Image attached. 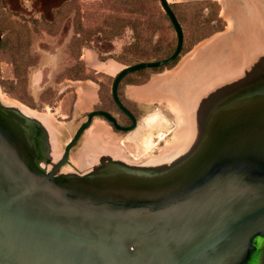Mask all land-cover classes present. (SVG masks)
Segmentation results:
<instances>
[{"label": "water", "instance_id": "1", "mask_svg": "<svg viewBox=\"0 0 264 264\" xmlns=\"http://www.w3.org/2000/svg\"><path fill=\"white\" fill-rule=\"evenodd\" d=\"M159 3L176 47L116 75L112 97L125 112L119 83L171 64L182 51V27L168 1ZM238 99L204 118L203 145L160 180L57 175L93 117L114 122L103 111L88 115L45 173L25 114L14 117V108L0 104V264H264V94Z\"/></svg>", "mask_w": 264, "mask_h": 264}, {"label": "rangeland", "instance_id": "2", "mask_svg": "<svg viewBox=\"0 0 264 264\" xmlns=\"http://www.w3.org/2000/svg\"><path fill=\"white\" fill-rule=\"evenodd\" d=\"M167 1L183 30L182 51L171 64L140 70L122 81V98L125 92L132 100L142 98L148 108L142 112L139 137L134 139V134L115 137L112 155L109 160L104 158L106 164L112 162L113 169H138L160 158L169 149L179 125L192 124L201 116L216 118L222 113L215 112L223 102L222 94L228 92L229 97L241 92V85L255 76L250 73L251 69L241 70L233 74L234 79L226 81L220 80L219 73L212 76L206 72L199 80L195 72L207 69L204 59L209 58L211 47H216L215 55L220 63L229 57L242 56L241 49L227 47L224 42L241 35V19L264 23V0ZM175 47V30L159 0H32L27 3L0 0V96L4 99L1 105L33 112L39 121L37 128L53 118L60 134V146L64 147L76 122L89 108L86 99L92 93L90 82H95L94 88H100L103 103L109 102L114 76L100 74L102 64L114 63L120 72L140 62L164 59ZM191 66L192 71L186 74L184 70ZM245 72L249 73L243 78ZM181 88H187L189 93L199 89L197 103L180 102ZM75 90L79 101L74 108V121L69 123L66 117L73 109ZM188 98L192 99L193 95ZM178 104L186 109L177 108ZM154 113H162L168 124L160 128L146 127L144 118ZM99 125L105 129L102 123L95 122L86 135L88 139L98 138L99 131L104 130H96ZM200 125L207 124L200 122ZM202 145H197L196 152ZM81 147L82 143L78 145ZM52 158L46 156L41 161L44 171ZM91 158L84 160L86 167ZM82 171L77 170L87 173L85 169ZM124 177L114 173L98 178Z\"/></svg>", "mask_w": 264, "mask_h": 264}, {"label": "flooded vegetation", "instance_id": "3", "mask_svg": "<svg viewBox=\"0 0 264 264\" xmlns=\"http://www.w3.org/2000/svg\"><path fill=\"white\" fill-rule=\"evenodd\" d=\"M102 75L109 76L108 74L99 72ZM119 73V72H118ZM117 73V74H118ZM116 74V75H117ZM114 75V78L116 77ZM113 78V81H114ZM126 78V77H125ZM124 78V79H125ZM123 79V80H124ZM122 80V81H123ZM122 81L119 83L117 88V96L119 99V102L121 103V106L126 110L123 111L118 104L115 103L113 97H112V85L110 89V98L108 103H103V100L100 95V88H94V90L90 89L92 91L91 95L86 99L88 103H90L89 108L86 109V111L83 112V115L80 120L76 122V128L74 129V132L72 136L68 139V141L65 143L64 147L60 146V134L57 130L58 126L53 122L52 120H48L47 122H42L43 126L41 127V133L42 136H39L36 138V144L35 147H37L38 151V158H37V165L43 172H49L51 169L60 162L62 159L67 145L75 138L76 133L78 132L79 128L87 123L88 115L92 112L97 111H103L108 113L114 120L108 121L102 116H95L93 117L90 122L89 126L83 130L78 138L76 139L75 143L70 147L68 152V157L66 162L58 169L57 175H88L91 177L101 176L103 174L107 175L110 174L113 171L112 168V162L108 161V164H106L104 161V158H108L109 160L110 156L112 155L111 149L113 148L115 141V137H119L121 135H128V134H134V139L139 134V124L141 121L142 112H144L148 107L146 100L142 98L131 99L127 96L126 92L124 97L122 98L121 94V84ZM93 82V81H92ZM95 84V82H93ZM113 84V82H112ZM74 92V104L71 106L73 109L70 110V115H68L66 118L69 119L68 122L72 123L73 120V114L75 112L76 108V90ZM130 101V102H125ZM224 104H222L223 106ZM182 107L181 105H177V108ZM57 117H61L60 115H57L54 113ZM162 115V114H160ZM38 116H47V115H38ZM100 122L104 125L105 129L100 130L99 134L97 135V139L90 140L87 138V133L91 131V129L94 127L95 122ZM116 125H115V124ZM168 124V122H167ZM109 127V128H108ZM131 129V130H128ZM36 134V132H34ZM34 134V137H35ZM40 135V133H37ZM36 134V135H37ZM111 134V135H110ZM39 138V139H38ZM107 139V140H105ZM82 143V147L78 148V145ZM123 151V150H122ZM46 156H51L52 163H50L48 166H46L47 170L44 171V168L41 166V161L45 159ZM87 157H92L86 167V163L84 160H86ZM72 158L75 159V162H72ZM79 163L78 165H76ZM105 164V165H104ZM86 167V168H85ZM85 169L87 173H78L83 172L82 170Z\"/></svg>", "mask_w": 264, "mask_h": 264}, {"label": "crops", "instance_id": "4", "mask_svg": "<svg viewBox=\"0 0 264 264\" xmlns=\"http://www.w3.org/2000/svg\"><path fill=\"white\" fill-rule=\"evenodd\" d=\"M23 2H31L32 0H22ZM260 22V21H259ZM258 20L257 23H253V21H248L247 19H241L239 25L241 26V35L239 34L238 36L232 38L228 42L225 41V45L227 47L231 48H238L241 49L243 54L241 57L236 56L235 58L229 57L227 61L225 62H218L219 60L217 59L218 57L215 55L216 53V47H211L209 50V58L204 59L207 61L205 63L206 65L204 67H207L206 70H197L195 72V76L201 80L202 78L205 77L206 72L210 75H215L219 73L220 80L225 79V80H232L234 77H236L235 74L236 72H241V70L246 71L247 67L255 72H250V73H255L256 80H247V84L241 85L242 89L241 92L236 93V95H239L242 97V99L246 97H257L261 95L262 93L264 94V23L263 21L259 24ZM260 42V43H259ZM217 46V45H215ZM255 54V57L253 56V53ZM263 53V55H261ZM202 59H200L201 61ZM100 63V62H99ZM114 64V63H113ZM113 64H102L101 71L102 73L108 74L109 76H114L118 73V69L115 65ZM203 67V66H200ZM203 67V69H204ZM193 66L186 68L184 72L186 74L190 73L192 71ZM249 72H245V77L248 75ZM260 78V79H259ZM92 85L89 89L94 90V83L90 82ZM187 88H181L180 90L182 91L183 98L181 99L180 102L184 103L185 105H190V103H197V96L200 95V90L195 89L193 90L194 92L189 93V91H186ZM230 89V88H227ZM199 90V91H197ZM217 94V93H216ZM228 92H224L222 95L224 96V103H227L229 105H237L240 101V99L233 98L232 96L228 97ZM234 94V93H233ZM232 94V95H233ZM193 95V98L189 99V96ZM202 95V94H201ZM235 95V94H234ZM76 105H78L79 101V96H78V91H76ZM188 96L187 98H185Z\"/></svg>", "mask_w": 264, "mask_h": 264}, {"label": "bare ground", "instance_id": "5", "mask_svg": "<svg viewBox=\"0 0 264 264\" xmlns=\"http://www.w3.org/2000/svg\"><path fill=\"white\" fill-rule=\"evenodd\" d=\"M248 70H249V67H247L246 71H248ZM252 79L256 80L255 77H253ZM3 101H4V99L2 98V96H0V104H2ZM224 101L225 100L223 99V102H221V104L219 105V108L215 111L216 113H220V112L223 113L224 111H227L228 108L234 106V105H229L227 103H224ZM222 104H224V105L222 106ZM191 107L192 106H190V108ZM14 108H15V110L13 109V111L12 110L9 111L10 114H12L14 117L20 118L21 116L16 111H18L19 113L22 112L23 114H25V119H22L24 121V124L32 127L33 131L36 132V134L40 133V135L35 134V139L33 140V143L35 142V144H36V142H37L36 138L39 136H42V133L40 130L41 128H39V127L37 128L39 121L37 120V118L35 117L33 112L27 111V110H26V112L22 111V110L20 111L16 107H14ZM181 108H183V111L186 109L185 106H182ZM206 110L207 109H205V111ZM196 111L201 112L197 108H196ZM13 112H15V115L13 114ZM204 118L205 117L202 118V116H201L198 119H195L194 122H191L189 120L192 124H189V125L187 124V125H183V126L179 125V130L174 135L171 143H169L170 145L168 147L166 146L167 149L169 148V149H171V151L169 149L166 150L162 155L160 154L161 155L160 158L149 161L144 166H141L138 169H131V170H126V169H121V168H120L121 170L113 169V171L110 174H107V175L103 174V175L98 176V177H106L108 175H112V174L116 173L119 176L141 178L144 180H160V179H164V178L170 177V176L178 173L194 157V154L196 153L197 145H202L204 143V140L208 136L207 135L208 125H206L205 127L200 125V122H204L206 124V122L204 121ZM189 119H190V117H189ZM143 124L146 127L151 128V127H155V126H158V127L159 126H166L167 122H166L165 118H163L159 113H154V114L149 115L146 118H144ZM180 124H181V122H180ZM100 128L104 129L99 125L96 127V130L100 129ZM168 132H170V131H168ZM205 134H206V136H205ZM114 158L119 159L120 157L114 156Z\"/></svg>", "mask_w": 264, "mask_h": 264}, {"label": "trees", "instance_id": "6", "mask_svg": "<svg viewBox=\"0 0 264 264\" xmlns=\"http://www.w3.org/2000/svg\"><path fill=\"white\" fill-rule=\"evenodd\" d=\"M171 6V5H170ZM172 8V7H171ZM173 10V9H172ZM174 12V11H173ZM175 14V13H174ZM176 15V14H175ZM177 17V16H176ZM178 19V18H177ZM179 21V20H178ZM180 23V22H179ZM181 25V24H180ZM184 36V35H183Z\"/></svg>", "mask_w": 264, "mask_h": 264}]
</instances>
